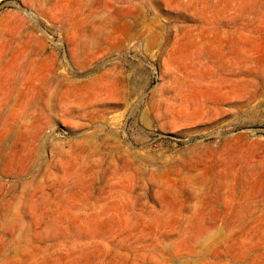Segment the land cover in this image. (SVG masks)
<instances>
[{"label":"rangeland","instance_id":"rangeland-1","mask_svg":"<svg viewBox=\"0 0 264 264\" xmlns=\"http://www.w3.org/2000/svg\"><path fill=\"white\" fill-rule=\"evenodd\" d=\"M0 264H264V0H0Z\"/></svg>","mask_w":264,"mask_h":264}]
</instances>
